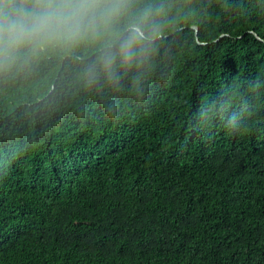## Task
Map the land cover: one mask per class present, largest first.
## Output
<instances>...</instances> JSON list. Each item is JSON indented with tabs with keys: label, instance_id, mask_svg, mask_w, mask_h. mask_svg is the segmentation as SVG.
<instances>
[{
	"label": "trees",
	"instance_id": "trees-1",
	"mask_svg": "<svg viewBox=\"0 0 264 264\" xmlns=\"http://www.w3.org/2000/svg\"><path fill=\"white\" fill-rule=\"evenodd\" d=\"M0 264H264V0H130L0 67Z\"/></svg>",
	"mask_w": 264,
	"mask_h": 264
},
{
	"label": "clouds",
	"instance_id": "clouds-1",
	"mask_svg": "<svg viewBox=\"0 0 264 264\" xmlns=\"http://www.w3.org/2000/svg\"><path fill=\"white\" fill-rule=\"evenodd\" d=\"M130 0H0V67L11 62L23 46L75 44L89 32L109 26L123 15ZM151 9L129 24L118 47L103 57L105 67L115 56L131 62L159 35Z\"/></svg>",
	"mask_w": 264,
	"mask_h": 264
},
{
	"label": "water",
	"instance_id": "water-1",
	"mask_svg": "<svg viewBox=\"0 0 264 264\" xmlns=\"http://www.w3.org/2000/svg\"><path fill=\"white\" fill-rule=\"evenodd\" d=\"M195 30H196V27L195 26H192Z\"/></svg>",
	"mask_w": 264,
	"mask_h": 264
}]
</instances>
